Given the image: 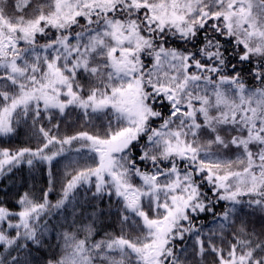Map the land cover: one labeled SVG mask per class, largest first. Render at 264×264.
<instances>
[{
    "label": "snow or ice",
    "instance_id": "obj_1",
    "mask_svg": "<svg viewBox=\"0 0 264 264\" xmlns=\"http://www.w3.org/2000/svg\"><path fill=\"white\" fill-rule=\"evenodd\" d=\"M0 264H264V0H0Z\"/></svg>",
    "mask_w": 264,
    "mask_h": 264
}]
</instances>
